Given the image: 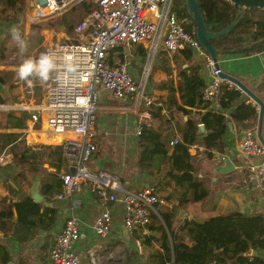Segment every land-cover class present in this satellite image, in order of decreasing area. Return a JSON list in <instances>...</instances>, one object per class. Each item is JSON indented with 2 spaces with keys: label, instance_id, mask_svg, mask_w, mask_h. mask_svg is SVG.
Masks as SVG:
<instances>
[{
  "label": "crops",
  "instance_id": "1",
  "mask_svg": "<svg viewBox=\"0 0 264 264\" xmlns=\"http://www.w3.org/2000/svg\"><path fill=\"white\" fill-rule=\"evenodd\" d=\"M82 5L83 9H86V4L82 3ZM22 12V18L17 17ZM35 12V0H25L24 4H21V0H0V78L3 81L0 80L9 90L6 97L2 96L6 101L0 103V153L6 151L8 154V161L2 165L4 169L0 171V213L5 211L4 215H0V242L9 250L12 256L10 260L17 264H52L51 250L56 245L62 225L69 215L76 213L81 220L82 233L75 247L82 253L81 264H128L125 263L126 257H128L127 251H136L138 247L142 251V246H145V250L151 247L152 253L161 251V232L159 230H152L148 226V232H146L141 227L130 230L125 226V207L122 202L114 201L103 204L100 198L94 195L87 186H84L83 190L73 197L64 199L59 198L62 188L59 192L46 195L42 189V173L33 170L30 165H26L23 169L22 161L18 156H14L8 147L3 148L5 143L3 133L21 132L25 144L33 146L36 150H39L41 145L61 144V142H53L62 139L58 135H65L64 138L72 136L69 132L55 135L47 131L46 113L43 110L42 121L36 124L32 122V113L38 108L41 109L46 101L49 80L43 83L33 80L30 84L21 81L16 72L25 56H37L44 45L55 42L52 38L53 29L58 28L59 25L52 24V19L48 20V24L43 23L51 15L35 19ZM87 12L88 10H86ZM39 22L42 23L37 25ZM62 25L60 23V26ZM12 28L18 29L21 33V37L27 45L26 51L22 52L17 47L16 41L12 39L10 33ZM59 33L56 41L73 36L75 28L71 36L68 34L71 32H68L67 27L66 32L63 30ZM42 36H44L43 39ZM28 42L31 43L30 46H28ZM151 43V40H145L135 43L131 47L121 46L125 52L123 60L131 61V70L139 81V66L143 60H146L148 54H152ZM142 47L148 49V54L145 57L141 53ZM115 54L117 55H115L114 61L121 62L118 51ZM152 56L155 57V63L153 77L152 80H149L151 82L149 85L152 87L153 93L158 94L157 102L158 108L161 107V112L158 116L152 112V117L145 122V125L158 129L165 139L172 140L175 136L180 138L179 120L187 121L189 118L198 121L200 138L198 143L190 147L191 161L194 165V175L203 183L208 194L201 200H193V191L188 184H178L167 173L170 162L163 164L161 168L151 166L154 169L152 173L142 171L139 166V158L143 149V141L140 135L136 134V130L145 106L142 102L137 103V97L119 98L103 85L98 86L97 118L93 137L98 145V150L90 160V165L88 164L90 170L94 172L100 169L110 171L119 176L126 188L132 190L154 184L160 196L166 201V204L160 205L159 208L171 211L178 223L193 219L203 220L213 215L235 211L264 215V192L259 191L252 182L248 183L247 181L250 165L254 161H259L260 157L244 155L238 149L239 141L246 129L257 128L259 133L258 103L233 82L234 85L230 88L239 89L242 97L234 102V106L223 109L229 128L220 144L221 147L207 149L202 140L207 129L200 118L202 113L214 108L208 103L207 106L204 102L199 106H187L189 113L179 111L176 102L182 103L180 92L177 90L172 97V89L170 91V82H173L177 89L180 80L179 73L188 67L190 62L183 53H171L162 46ZM218 59L224 71L242 81L264 102V49L250 54L244 52L222 53L219 54ZM194 60L201 64V72L207 80L208 70L205 63L195 54ZM142 76L144 80L145 73ZM165 81H168L166 85H164ZM242 101L252 103L258 113L244 122H239L232 117L231 113ZM9 113L17 116L26 113V126L23 128L14 126L13 121L8 118ZM260 139L264 143V119ZM10 145L8 146L10 147ZM171 147L173 146L170 145ZM171 151L172 149H170V153ZM45 152L44 157H47V153L50 152L47 150ZM210 152L211 155H209ZM226 158L232 159L234 168L229 172L218 171L217 167L224 165ZM11 159L12 161L17 160L16 164H10ZM51 159L58 160V155L54 157L50 155L49 160ZM43 166L49 171L58 173L62 178L63 173L70 171L71 164L65 158L64 164L60 168L48 161ZM34 173L40 175V193L42 194V199L37 202L44 204L43 209H50L42 218L36 217V221L33 223H18L17 209L11 204L23 200L27 196L32 197L31 188L34 183ZM106 206L113 215L112 230L108 236L100 237L95 232V221ZM11 210L13 214L8 217V212ZM151 223L158 225L153 220ZM151 235L155 237V240L151 244H142L144 237ZM185 241L192 243L188 236ZM255 251L258 256L264 259V249H255ZM91 252L96 257L95 262L91 258Z\"/></svg>",
  "mask_w": 264,
  "mask_h": 264
},
{
  "label": "built area",
  "instance_id": "2",
  "mask_svg": "<svg viewBox=\"0 0 264 264\" xmlns=\"http://www.w3.org/2000/svg\"><path fill=\"white\" fill-rule=\"evenodd\" d=\"M174 0H35L34 18L62 13L71 6L82 3L92 4L88 12L75 26L70 38L44 45L37 56L45 50L54 51L58 56V71L50 76L45 103L31 115L34 124L42 121V110L46 113L48 130L55 135L70 133L62 140L64 154L74 172L61 175L63 184L59 198L73 197L87 186L101 203L120 201L125 207V226L133 230L141 227L148 232V225L159 206L166 204L154 184L137 190L126 188L118 175L100 169L90 170L88 162L98 150L94 140L97 118L98 86L111 90L119 98L137 97L143 103L136 134H142L145 122L152 117L150 106L153 100L145 93V81L135 78L129 61L120 64L109 62L110 52L118 46L131 47L135 43L151 40L152 55L162 46L171 53L192 49L205 63L208 79L203 88L204 102L214 109L222 110L223 85L232 87L231 80L222 76L223 68L201 45L197 26L188 15L173 11ZM65 62L76 65L77 71H63ZM150 65H147V70ZM28 108V107H25ZM179 141L175 136L170 141L174 146ZM238 149L247 156H258L248 172V183L252 182L264 192V143L257 128L244 131ZM8 154L0 153V165L6 164ZM113 215L106 206L95 221V232L106 237L112 230ZM81 220L76 213L69 215L57 236L51 250L52 264H81L82 253L76 250L81 236ZM95 262L96 257L91 252ZM209 264L221 263L217 258Z\"/></svg>",
  "mask_w": 264,
  "mask_h": 264
},
{
  "label": "trees",
  "instance_id": "3",
  "mask_svg": "<svg viewBox=\"0 0 264 264\" xmlns=\"http://www.w3.org/2000/svg\"><path fill=\"white\" fill-rule=\"evenodd\" d=\"M200 6L209 29L219 31L226 27L237 16V8L228 0H199ZM86 10L91 8L92 4L85 3ZM173 11L179 15H188L192 22L196 24L192 12L189 10L185 0H174L172 4ZM60 23L67 27L68 32L74 31L76 24L74 21L63 16ZM212 43L219 49V54L244 52L250 54L264 49V9H248L241 16L239 22L228 33L217 36L212 39ZM237 51H234L237 49ZM124 62V49L121 46L112 49L109 57L111 64H120L114 61L115 52ZM142 55L147 56L148 49L141 48ZM180 53V52H179ZM190 62L189 66L182 69L179 73L180 80L177 89L173 82H170V91L172 97L178 90L182 103L176 102L179 111L189 113L187 106H199L203 101V88L205 78L201 72L202 66L194 60L192 49L181 51ZM1 79V78H0ZM2 80V79H1ZM3 81V80H2ZM168 81L164 82L166 85ZM222 110L209 109L201 114L200 121L204 123L207 133L202 140L207 149L220 148L223 137L228 131L227 116L223 109L234 106V102L242 97L239 89L230 88L223 85ZM6 99L0 94V103ZM207 105V104H206ZM152 106V105H151ZM150 106V109H151ZM208 106V105H207ZM153 114L158 116L161 107L151 109ZM257 108L252 103L242 101L232 111V117L239 122H244L256 116ZM9 120L13 121L14 126L23 128L26 126L25 120L27 114L17 116L9 113ZM180 138L179 141L170 148V138L165 139L158 129L144 125L140 135L142 151L139 158V166L144 172L152 173L151 166H161L170 162L167 173L176 180L178 184H188L193 191V200H201L208 191L203 183L194 175V165L190 147L200 138L198 121L189 119L187 121L179 120ZM5 139L4 147H8L14 156L22 161L23 169L30 165L33 170L42 173V189L46 195H52L59 192L63 184L62 178L58 173L49 171L43 164L48 161L50 164L60 168L64 164V150L59 145H41L39 150L25 144L21 132L3 133ZM62 140L53 141L60 143ZM9 144L10 147L8 146ZM170 149H172L170 153ZM45 150L49 151L47 157H44ZM58 155V160H49V156ZM211 155V152L209 153ZM36 163V164H35ZM22 171L20 170V173ZM18 212V223L30 224L36 221V217L42 218L50 208L43 209V203L35 201L31 196L11 204ZM5 211L0 213L4 215ZM13 214L12 210L8 212V217ZM153 221L158 225L151 223L152 230L161 232V251L150 255L148 259L153 264H209L214 258L221 263L230 264H264V259L258 255L248 256L245 252L251 247L255 249H264V215L261 213L249 214L246 212L235 211L227 214H218L210 216L203 220H185L182 223L176 222L175 216L171 211L159 209V215H153ZM192 241H185L186 237ZM155 240L153 235L146 236L142 244H151ZM125 263L128 264H147L142 260L139 249L136 251H127ZM12 258L7 247L0 242V264L7 263ZM123 264V263H120Z\"/></svg>",
  "mask_w": 264,
  "mask_h": 264
},
{
  "label": "water",
  "instance_id": "4",
  "mask_svg": "<svg viewBox=\"0 0 264 264\" xmlns=\"http://www.w3.org/2000/svg\"><path fill=\"white\" fill-rule=\"evenodd\" d=\"M234 4V6L237 8V14L236 18L231 21L226 27L219 31H213L208 28L207 23L205 21L200 2L199 0H185L186 5L188 6L189 10L192 12L193 17L196 21V26H197V36L198 39L201 43V45L205 48L207 52H209L212 57L218 62V57H219V49L214 46L212 43V39L221 36L224 34H228L233 27L239 22L241 16L243 13L248 10V9H264V0H228ZM235 49L234 51H237ZM152 59V54H149V60H148V65H150ZM222 76L230 79L232 82H234L237 86L242 88L250 97H252L256 103L259 105V119H260V124H259V136L261 137L262 133V124H263V119H264V102L257 96L255 95L248 87H246L242 81H240L238 78L235 76L229 74L228 72L224 71L222 72ZM0 94L3 97H6L9 94L8 87L4 85V83L0 80ZM234 168V163L231 158H226L224 165H220L217 167L218 171L220 172H229ZM76 170V167L74 165L70 166V171L74 172ZM34 183L31 188V193L33 199L36 201H40L42 199V194L40 193V175L37 173H34ZM245 255L248 256H254L257 255V252L253 247H251L248 251L245 252ZM4 264H17L13 260L8 261L7 263Z\"/></svg>",
  "mask_w": 264,
  "mask_h": 264
},
{
  "label": "clouds",
  "instance_id": "5",
  "mask_svg": "<svg viewBox=\"0 0 264 264\" xmlns=\"http://www.w3.org/2000/svg\"><path fill=\"white\" fill-rule=\"evenodd\" d=\"M11 37L16 41L17 47L23 52L27 45L21 37L18 29H10ZM54 71H58V56L54 51H42L38 56H25L18 65L16 72L21 81L32 83L33 80H39L42 83L47 82ZM63 71L74 73L77 71L76 65L72 62H65Z\"/></svg>",
  "mask_w": 264,
  "mask_h": 264
},
{
  "label": "rangeland",
  "instance_id": "6",
  "mask_svg": "<svg viewBox=\"0 0 264 264\" xmlns=\"http://www.w3.org/2000/svg\"><path fill=\"white\" fill-rule=\"evenodd\" d=\"M24 3H25V0H21V4H24ZM85 13H86V9H83V5L82 4H76V5L71 6L67 11H64L62 13H58V14H55V15L52 14L50 18H46L47 21H44L43 20L44 21L43 23L48 24L49 23L48 20L49 19H52L51 20L52 21V24H55L56 23L57 26L59 25L58 28L53 29L54 34H52V38L56 42V38L60 34L59 32H61L63 30H64V32H66V27H64L63 25H62L63 27L60 26V23H59L60 19L63 16H67V17L71 18L74 21L75 24H77L83 18V16L85 15ZM22 16H23V12L20 13L17 17L22 18ZM41 23L42 22H39V24L37 23V25H40ZM73 32L74 31H72L71 34L70 33H68V34L71 36L73 34ZM43 38H44V36H42V39ZM30 45H31V43L28 42V46H30ZM154 56H152L153 58H152L151 63H150V70H147V65H148L147 61H148V58H149V54H148L146 60L145 61L143 60V63L141 64V66H139V68H140V71H139L140 74L139 75L140 76L138 77L140 79V81H142L143 80V76L142 75L145 73V76H146V78L144 79L146 81L145 91H146V94H148V96H150L152 98V100H153V103H152V106H151V109H153V110H155L156 109V105H158V102H157L158 101V97H157L158 94L153 93L152 87L149 85V83H151L149 80L150 79L152 80V77H153L152 76V73L154 72L153 71V69H154V63H155L154 60H155V57H156V56L155 57ZM49 81H50V78H49ZM58 137L60 138L61 136L58 135ZM10 161H12V159ZM16 162H17V160L14 159L12 162H10V164H16ZM90 163H91V161L88 162L89 165H90ZM2 167L3 166L0 165V171H2V169H4ZM159 209H161V208H159ZM156 215H158V214H156ZM142 247H143V249H141L142 251H140V248L139 247L137 249H139V251H140L139 253L141 255H143L142 256L143 257V260L146 261L147 264H153V263L149 262V260H148L149 255L152 253L151 252L152 250H150L151 247L146 248V250H145V246H142ZM149 252H151V253H149Z\"/></svg>",
  "mask_w": 264,
  "mask_h": 264
},
{
  "label": "bare ground",
  "instance_id": "7",
  "mask_svg": "<svg viewBox=\"0 0 264 264\" xmlns=\"http://www.w3.org/2000/svg\"><path fill=\"white\" fill-rule=\"evenodd\" d=\"M61 135H62V134H61ZM64 137H65V135H62V136H61V138H62L61 140H63ZM61 142H62V141H61Z\"/></svg>",
  "mask_w": 264,
  "mask_h": 264
}]
</instances>
